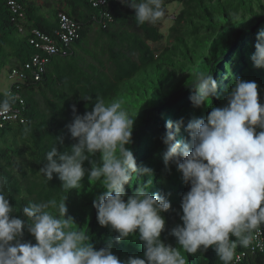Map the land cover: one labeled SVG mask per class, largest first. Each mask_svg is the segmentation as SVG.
<instances>
[{
    "label": "trees",
    "instance_id": "trees-1",
    "mask_svg": "<svg viewBox=\"0 0 264 264\" xmlns=\"http://www.w3.org/2000/svg\"><path fill=\"white\" fill-rule=\"evenodd\" d=\"M16 1L24 19L13 21L6 0H0V71L13 63L21 66L37 52L30 43L33 28L54 36L61 12L82 26L79 38L67 46L66 53L51 57L40 81L0 92V99L17 92L26 102L27 121L9 125L0 133V175L8 180L7 198L16 209L13 215L25 222L22 241L36 243L27 231L23 206L30 201L55 198L59 202L66 197L67 216L90 236L95 249L106 247L112 240V252L120 260L143 258L138 231L116 242L118 233L111 226L99 225L93 201L105 191L100 181H90L86 172L81 187L68 191L61 188L56 174L47 181L40 173L47 163L45 154L53 145L63 153L77 142L67 128L73 119L72 106L83 115L101 96L106 102L122 100L134 118L132 143L126 147L138 166L153 170L149 192L168 197L171 208L161 214L166 224L160 238L178 248L176 238L169 233L182 225L181 200L190 185L183 182L175 164L165 168L166 146L161 137L167 131L166 122L183 118L186 126L193 118H206L212 107L225 106L227 91L238 78L255 81L264 104V68L254 67L251 60L257 32L264 29L263 0H164L165 18L155 25H138L135 10L120 1L106 7H94L90 0H45L44 5L35 0ZM174 2L181 10L173 15L168 44L154 48L150 43L165 38L160 29L171 17L168 5ZM107 14L114 21H107ZM197 72L211 74L217 81L216 95L201 107L193 106L189 99ZM136 94L141 101L134 99ZM172 131L177 141L189 139L183 128L179 133ZM91 161L99 164L100 153L90 155L83 167L91 169ZM148 179L133 177L125 186V199ZM243 249L238 246L236 251ZM183 254L186 264H221L212 247L206 251L201 248L194 255ZM241 264H264V253L248 255Z\"/></svg>",
    "mask_w": 264,
    "mask_h": 264
},
{
    "label": "clouds",
    "instance_id": "clouds-1",
    "mask_svg": "<svg viewBox=\"0 0 264 264\" xmlns=\"http://www.w3.org/2000/svg\"><path fill=\"white\" fill-rule=\"evenodd\" d=\"M121 3L135 10L138 25H155L166 15L164 0ZM251 60L254 67L264 68V29L257 32ZM192 87L189 99L195 107L217 93V81L203 72L195 74ZM226 101L223 107H212L206 118H193L186 126L183 118L167 121L161 137L166 146L165 168L175 164L183 182L190 185L181 200L182 225L169 233L178 248L160 238L166 224L161 214L171 208L168 197L149 192L153 170L138 166L126 147L132 143L134 118L122 100L106 102L97 96L92 110L83 115L72 106L73 119L67 128L77 142L63 153L53 145L40 173L47 181L56 174L61 188L68 191L81 187L86 172L90 181H100L105 191L93 201L99 225L111 226L118 233L116 242L138 231L143 258L120 260L112 252V240L95 249L90 236L67 216L66 197L23 206L27 231L36 243L23 242L25 222L13 215L16 209L7 198L8 180L0 175V264H186L183 253L194 255L209 247L221 264H233V260L241 264L248 255L264 253L247 252L253 234L264 226V104L259 100L258 84L236 79ZM14 102L15 97L5 94L0 99V114H7ZM182 128L189 139L177 141L172 130L179 133ZM96 153H100V163L91 161V169H85L84 162ZM144 176L149 177L147 182L125 199V186L133 177ZM238 246L243 251H236ZM242 252L246 256L236 262V254Z\"/></svg>",
    "mask_w": 264,
    "mask_h": 264
},
{
    "label": "built area",
    "instance_id": "built-area-1",
    "mask_svg": "<svg viewBox=\"0 0 264 264\" xmlns=\"http://www.w3.org/2000/svg\"><path fill=\"white\" fill-rule=\"evenodd\" d=\"M94 7H106L113 1L121 0H90ZM14 17L13 21L24 19L22 7L16 0H6ZM106 20L114 21L113 16L106 15ZM82 26L74 18L64 12L59 14V26L54 36L48 35L38 28H33L30 43L36 49L28 61L21 66L12 67L9 71L10 89H20L22 85H29L35 81H40L42 74L45 73L46 67L52 56L66 53L67 46L74 40L79 38ZM10 92V91H9ZM15 97V103L7 114H0V133L7 126L12 124H24L27 119L25 116L26 102L19 93H12ZM256 251H264V226L253 234L252 243L247 247V252L255 253ZM246 256V252L236 254V262H240Z\"/></svg>",
    "mask_w": 264,
    "mask_h": 264
},
{
    "label": "rangeland",
    "instance_id": "rangeland-1",
    "mask_svg": "<svg viewBox=\"0 0 264 264\" xmlns=\"http://www.w3.org/2000/svg\"><path fill=\"white\" fill-rule=\"evenodd\" d=\"M39 2V4H43L45 0H35ZM264 2V0H263ZM168 9L170 11L171 17L166 19L162 26H161V32L164 34L165 38L160 43H150L152 47L162 49L168 44L167 36L169 34V29L173 25V15H176L181 10V5L178 2H174L168 5ZM9 69L4 68L0 71V91H6L9 89ZM134 99H139L141 101L138 94L134 95Z\"/></svg>",
    "mask_w": 264,
    "mask_h": 264
},
{
    "label": "crops",
    "instance_id": "crops-1",
    "mask_svg": "<svg viewBox=\"0 0 264 264\" xmlns=\"http://www.w3.org/2000/svg\"><path fill=\"white\" fill-rule=\"evenodd\" d=\"M37 3L39 4V2H37ZM44 3H45V2H43V4H39V5H44ZM43 11H44V10H43ZM44 12H45V11H44ZM45 14L47 15V12H45ZM13 65H14V66H12V65L9 66V65H8L6 68H7V69H10L11 67H15V66H17L16 63H13ZM8 79H9V77H8ZM9 85H11L10 82H9ZM9 88H10V86H9ZM8 91H9V89H7L6 91H0V92L6 93V92H8Z\"/></svg>",
    "mask_w": 264,
    "mask_h": 264
}]
</instances>
